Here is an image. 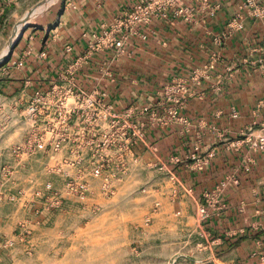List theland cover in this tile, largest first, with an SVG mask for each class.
Masks as SVG:
<instances>
[{"label":"crops","instance_id":"crops-1","mask_svg":"<svg viewBox=\"0 0 264 264\" xmlns=\"http://www.w3.org/2000/svg\"><path fill=\"white\" fill-rule=\"evenodd\" d=\"M41 1L0 0V54L16 41L0 56V195L26 162L51 151L58 127L65 153L81 145L91 154L92 136L110 132V120L94 124L83 107L81 128L77 110L62 125L56 118L60 99L69 110L79 94L91 96L118 115L119 134L100 154L108 164L101 178L117 179L124 166L108 210L155 206L154 220L195 226L208 194L215 207L201 223L203 238L222 252L262 253L264 149L252 141L264 135V0H185L187 13L120 30L118 54L108 33L143 0H49L10 41L8 23ZM177 84L186 89L173 92ZM175 99L182 105L171 119ZM208 153L201 167L192 158Z\"/></svg>","mask_w":264,"mask_h":264},{"label":"rangeland","instance_id":"rangeland-1","mask_svg":"<svg viewBox=\"0 0 264 264\" xmlns=\"http://www.w3.org/2000/svg\"><path fill=\"white\" fill-rule=\"evenodd\" d=\"M48 1L8 23L10 41ZM56 139L60 148H45L40 163L26 162L19 177L10 180L9 194L0 195V264H264V251L246 257L215 250L216 243L203 238L199 221L162 224L152 215L155 206L108 210L120 177L90 174L99 165V147L92 146L89 155L81 145L65 153L62 127Z\"/></svg>","mask_w":264,"mask_h":264},{"label":"built area","instance_id":"built-area-1","mask_svg":"<svg viewBox=\"0 0 264 264\" xmlns=\"http://www.w3.org/2000/svg\"><path fill=\"white\" fill-rule=\"evenodd\" d=\"M6 2H10V0H5ZM248 5H255V0H245ZM203 6H208V0H201ZM189 12L188 7L185 5V0H143L141 3L137 4L131 11L125 12L120 18L117 19L113 30L108 33L109 38L107 42H110L112 47L115 49L116 53H120L122 50L124 35L121 34L120 30L125 29L126 31H130L135 28L139 24H148L154 18L157 17H167L169 14L180 15ZM114 34H120V37H115ZM107 34L104 35V38ZM209 68L213 67V62L208 65ZM186 89L184 84H177L173 89L175 93H181ZM78 99L77 104H74V108L67 110L64 106V100L60 99L57 104V112L56 118L57 121L61 123H65L69 116L70 111L73 109L77 110V118L81 119V107L85 108L91 114V122L97 123V117L101 118L103 121L107 119L110 120L108 122V126H110V132L105 135L99 136L97 133H94L92 136V142L90 145L97 146L101 150V147L107 146L110 142H113V137L118 136L117 128L118 124V115L114 113V111L109 107V105L105 104L99 98H92L91 96H81ZM41 100V96H36L35 103L30 104L28 107V111L32 114L36 112L38 101ZM182 105L181 100L175 99L174 104L167 109V115L171 119H177V114L180 106ZM86 117V116H85ZM80 122V123H81ZM79 124V122L76 121ZM79 127L81 124L78 125ZM82 127V126H81ZM80 127V128H81ZM80 128H77L79 136L81 135ZM96 128V127H95ZM128 128V127H127ZM131 127L132 133H135ZM78 136V135H77ZM101 137V141L99 142L98 138ZM117 139V138H116ZM115 140V138H114ZM101 143V144H100ZM61 146V140L54 138L51 141V146L54 149H58ZM252 146L255 151L264 149V135H260L256 138V140L252 141ZM211 153H208L206 156H199L197 154H193L192 158H194L195 162L199 167L203 166L207 163ZM99 165L91 171L92 176H101V173L104 169L107 168L106 159H102L99 156ZM124 169V168H123ZM122 168L119 169L118 178L124 173ZM222 187H218L217 191ZM206 201L204 204H201L197 209V218L200 223L206 221L210 216V209L215 207L214 202L208 194H205Z\"/></svg>","mask_w":264,"mask_h":264},{"label":"water","instance_id":"water-1","mask_svg":"<svg viewBox=\"0 0 264 264\" xmlns=\"http://www.w3.org/2000/svg\"><path fill=\"white\" fill-rule=\"evenodd\" d=\"M19 36H20V33H19L18 37H19ZM15 42H16V41H14L13 43H10L8 54L11 52L12 48L14 47Z\"/></svg>","mask_w":264,"mask_h":264},{"label":"bare ground","instance_id":"bare-ground-1","mask_svg":"<svg viewBox=\"0 0 264 264\" xmlns=\"http://www.w3.org/2000/svg\"><path fill=\"white\" fill-rule=\"evenodd\" d=\"M32 13H33V12H32ZM18 29H19V28L15 29V34L13 35V38H12V39H14V38L17 36V34H18Z\"/></svg>","mask_w":264,"mask_h":264}]
</instances>
